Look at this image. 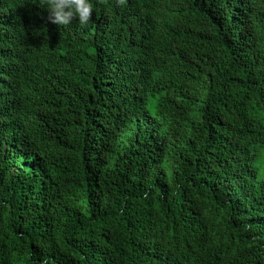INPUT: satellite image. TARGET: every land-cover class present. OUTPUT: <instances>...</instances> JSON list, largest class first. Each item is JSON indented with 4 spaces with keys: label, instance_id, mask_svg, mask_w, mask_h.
Wrapping results in <instances>:
<instances>
[{
    "label": "trees",
    "instance_id": "trees-1",
    "mask_svg": "<svg viewBox=\"0 0 264 264\" xmlns=\"http://www.w3.org/2000/svg\"><path fill=\"white\" fill-rule=\"evenodd\" d=\"M94 5L0 0V264H264V0Z\"/></svg>",
    "mask_w": 264,
    "mask_h": 264
},
{
    "label": "clouds",
    "instance_id": "clouds-1",
    "mask_svg": "<svg viewBox=\"0 0 264 264\" xmlns=\"http://www.w3.org/2000/svg\"><path fill=\"white\" fill-rule=\"evenodd\" d=\"M41 8L47 11V19L58 26H71L77 19L79 26L86 27L94 12V0H41ZM149 193H144L148 198Z\"/></svg>",
    "mask_w": 264,
    "mask_h": 264
}]
</instances>
